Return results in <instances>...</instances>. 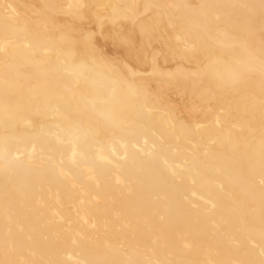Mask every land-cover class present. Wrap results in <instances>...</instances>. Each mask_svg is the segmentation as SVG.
Segmentation results:
<instances>
[{
	"label": "bare ground",
	"instance_id": "6f19581e",
	"mask_svg": "<svg viewBox=\"0 0 264 264\" xmlns=\"http://www.w3.org/2000/svg\"><path fill=\"white\" fill-rule=\"evenodd\" d=\"M0 264H264V0H0Z\"/></svg>",
	"mask_w": 264,
	"mask_h": 264
}]
</instances>
